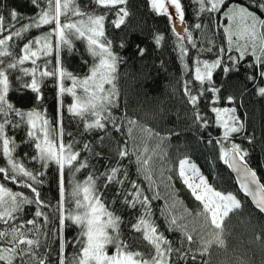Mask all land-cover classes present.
I'll return each instance as SVG.
<instances>
[{
	"label": "snow or ice",
	"instance_id": "6c2138e0",
	"mask_svg": "<svg viewBox=\"0 0 264 264\" xmlns=\"http://www.w3.org/2000/svg\"><path fill=\"white\" fill-rule=\"evenodd\" d=\"M147 2L155 15L171 23L174 49L179 52L185 75L192 71L181 82L186 131L191 133L194 128L201 135L193 139L203 140L204 131L212 125L209 112L214 114L215 125L223 129L222 137L215 141L209 138L206 143L219 145L218 159L237 173L244 196L250 197L254 208L264 215V183L247 162L248 149L233 140L243 135L249 144L255 143V130H248L246 114L240 109L245 107L247 94L264 99V0H188L195 8L196 22L182 30L176 27L177 22L186 25L182 0ZM30 4L36 11L25 17L15 7L5 14L6 5L0 0V174L4 182L22 189L16 191L0 182V264H212L213 247L227 250L228 221L240 214L243 201L208 182L188 154V144L183 152L176 148L178 166L168 167L171 140H179L184 130H156L127 114L118 80L120 65L131 68L130 58L116 50L114 39L107 34L106 21L109 14L114 16L111 27L123 32L118 48H131V63L141 66L142 79L131 76L141 88L151 81L149 70L153 65L147 63V43L158 49L166 35L153 31L146 36L138 30L130 19L129 0H89L83 6L79 0H30ZM25 19L28 22L21 24ZM45 26L47 30L28 38L32 29ZM193 30L202 34L199 46ZM216 31H222L220 44L213 38ZM24 40L27 42L22 47L17 45L16 41ZM75 41L84 43L91 58V63L84 60L88 71L83 76L64 67L62 53L71 55ZM192 49L197 54L190 69ZM53 52L54 67H49L48 59L38 64ZM204 53L213 58L202 59ZM26 62L31 67H25ZM159 70H164L163 61ZM45 78L56 81L59 104L55 125L41 109L25 111L9 99L10 92L23 94L30 90L35 101H42ZM65 96L71 97L70 104H64ZM205 101L211 105L207 111ZM220 104L227 106H217ZM65 112L82 127L77 133L81 140L65 133ZM20 129H24L25 138L18 144L14 136ZM113 132L122 142L112 136ZM93 133L98 135L83 139ZM65 135L70 137L68 141ZM113 141L116 147L110 151L115 163L105 166L104 171L87 172L83 180L76 179L77 173L94 167L91 160L104 158L96 147L103 148ZM22 145L32 147L33 154L18 155ZM125 161L135 164L142 181L130 178ZM53 164L59 195L55 205L44 193V178ZM170 172L201 206L195 213L167 191L174 187ZM68 174L71 181L66 179ZM109 186H115L116 199L106 203L104 189ZM161 186L167 195L159 214L164 217L166 231L178 234L172 239L153 218V201L162 198ZM111 204L133 210L134 219L126 222ZM247 224L256 232L257 241L264 240V223L255 220ZM122 225L128 229V239L124 238ZM73 226L76 231L67 236ZM134 243L143 244L147 250L134 249ZM109 247L114 249L112 254ZM237 264L244 262L237 258Z\"/></svg>",
	"mask_w": 264,
	"mask_h": 264
},
{
	"label": "trees",
	"instance_id": "16d2710c",
	"mask_svg": "<svg viewBox=\"0 0 264 264\" xmlns=\"http://www.w3.org/2000/svg\"><path fill=\"white\" fill-rule=\"evenodd\" d=\"M80 4L83 6L89 3V0H79ZM186 8V25L189 26L196 22L195 8L189 5L188 0H182ZM243 2V0H241ZM6 5L4 9L5 14L8 10L15 7L16 10L24 15L25 17L31 16L35 13L36 9L30 4V0H3ZM129 9L132 13L131 22L137 27L138 30H143L146 36L150 35L153 31L163 33L166 35V40L162 43V46L158 49L154 48L151 43H147L149 49V56L147 58V63L153 65L150 68L151 81L144 84L141 88L138 83L131 79L132 75H137V79H142L139 76V72L142 71L141 66L136 63H131V58L134 56L132 49L129 48L127 51L120 50L118 48L119 37L123 35L121 30H115L111 27L110 20L114 18L109 14V20L106 21V29L109 38L114 39L116 50L120 52L121 55L129 57V63L131 68H126L124 65H120V79L118 80V87L121 92V102L127 104L126 112L127 114L135 119H138L141 123L146 126L155 128L156 130L167 131L169 128H176L177 130H184L185 134L182 135L179 140L173 138L171 140V146L168 148L171 159L168 163V167L175 169L178 166V160L176 148L179 147L180 151L183 152L184 145H190L188 149V154L190 155L192 161L198 166L202 174L208 179V182L213 185L217 190L224 192L225 194L231 192L237 195L239 199L243 201V208L239 215L231 216L228 221L229 234L226 236L227 250H221L213 247L212 249V264H237V258L242 260L244 264H264V240H256V232L248 226V221L259 220L264 223V215L258 213L249 199H247L242 192L230 172L227 165L223 163L222 160L218 159L219 155V145L208 144L206 141L211 138L213 141L220 139L222 137L223 129L215 125L214 114L209 112V116L212 117V125L207 128L203 133V140H194L193 137L201 135L197 133L193 128L191 133H188L185 129V125L188 123L184 118V113L186 111L185 105L182 103V89L181 82L188 79L192 75V71L188 70V74L185 75L186 70L184 69L183 63L180 61L178 50L174 49L175 36L171 32V23L164 16L155 15L151 10L147 0H129ZM27 19L21 21V24L27 23ZM17 28L20 24L16 25ZM48 26L44 29L36 30L32 29L28 34V38L32 36L39 35L42 31L47 30ZM177 27V25H176ZM178 28V27H177ZM194 38L197 40L198 46L200 44L201 33L193 30ZM214 41L217 44L222 43V31H216L214 34ZM27 42L16 41L17 45L22 47V44ZM206 44V41H205ZM14 52H18V48L12 49ZM192 59L188 60L190 69L197 54L196 49L191 50ZM64 67L73 72L78 76H83L88 71V64L84 63V60H88L91 63V58L87 55L85 51V45L81 41H75V51L69 55L67 51L62 53ZM202 59H211L212 54L204 53L201 56ZM51 60L49 67L55 66V52H53L51 57L41 58L38 60V64H43L44 60ZM251 59V58H249ZM163 61L164 70H159L160 62ZM25 67H31L30 62H26ZM128 73V75H125ZM217 80L219 77H216ZM29 79L30 77H26ZM70 84V81H66ZM56 81L52 78H45L42 86V96L43 100L40 102L35 101V94L31 93L30 90H25L23 94L17 92H10L9 99L17 107L22 110H30L33 107H37L43 111L46 117L51 121L53 125L57 121V110H58V95L57 88L55 87ZM64 104L71 103V97L65 96ZM205 110L210 108V104H207ZM245 107L240 109L241 114H246L245 119L247 121L248 130L251 132L255 130V143L249 144L243 135L234 136L233 140L236 143H240L242 147L248 149L249 155L247 156L248 164L257 172V175L262 183H264V99L247 94L244 99ZM217 106H227L220 104ZM121 111H125L122 109ZM15 131V130H14ZM64 131L65 133H72L76 136L77 140H81L82 137L77 135L78 131H82L75 120L69 118L68 114L65 112L64 116ZM98 135L93 133L91 137L85 136L83 139H92ZM112 136L116 140L122 142V138L117 133H112ZM17 143L25 138L24 129L15 131V136ZM65 141H68L70 137L65 135ZM95 143V141L93 140ZM116 147L115 141L109 143L107 146L101 148L96 147L97 151L103 152V159L91 160L93 168H89L84 172L77 173L76 179L83 180L86 178L87 172L91 171H104L105 166L115 163V156L112 154L110 149ZM33 148L27 145H22L18 148V155L23 156L24 152H28L29 155L33 154ZM84 155V154H82ZM128 168L129 176L131 179H137L142 181V177H138L136 173V166L134 163L124 162ZM0 164H3V160H0ZM29 166L32 162L28 161ZM35 167L39 168V164ZM47 175L44 178L46 184L44 186V193L48 201H51L53 205L59 199L58 186H57V169L53 164L47 170ZM174 176L173 188H169L167 191L173 192L180 201L183 203V207H186L193 213L199 210L201 207L197 201L190 195L188 189L181 183L178 178H175L174 172L168 173ZM67 181L72 180L71 174L66 177ZM0 182L2 180V174H0ZM7 186L13 190L20 191L17 185H13L10 182ZM143 187L147 190V183H143ZM70 188V184H69ZM160 194L161 199L153 201V208L156 211V219L160 230L165 232L170 239L175 238L178 234L169 233L166 231V223L164 217L160 216V209L165 206V197L167 192L161 186ZM27 192V190H24ZM151 195V193H148ZM103 199L106 203H111L116 199L115 186H109L104 189ZM112 209L117 211L118 215L128 222L132 221L134 218L131 215L133 210L127 209L125 205L111 204ZM179 207V206H178ZM255 218V220H254ZM124 231V238H129L128 229L124 225L121 226ZM76 231L73 226L71 231L66 233L67 236H72ZM56 244L52 247L56 248ZM134 249L141 251H146L147 249L141 243H134ZM109 254L114 251L113 248L109 247Z\"/></svg>",
	"mask_w": 264,
	"mask_h": 264
},
{
	"label": "water",
	"instance_id": "95a60500",
	"mask_svg": "<svg viewBox=\"0 0 264 264\" xmlns=\"http://www.w3.org/2000/svg\"><path fill=\"white\" fill-rule=\"evenodd\" d=\"M250 166V165H249ZM251 167V166H250ZM252 168V167H251ZM230 169V172L232 173V175H233V177H234V179H235V181H236V183H237V185H238V187H239V178H238V175H237V173L233 170V169H231V168H229ZM253 169V168H252ZM254 170V169H253ZM258 176V175H257ZM258 179H259V177H258ZM260 180V179H259ZM261 182V181H260ZM262 183V182H261ZM239 190L242 192V190L239 188ZM242 194L244 195V193L242 192ZM247 199H249V201L251 202V204L253 205V203H252V201H251V198L250 197H248ZM253 207H254V205H253Z\"/></svg>",
	"mask_w": 264,
	"mask_h": 264
},
{
	"label": "rangeland",
	"instance_id": "374dc122",
	"mask_svg": "<svg viewBox=\"0 0 264 264\" xmlns=\"http://www.w3.org/2000/svg\"><path fill=\"white\" fill-rule=\"evenodd\" d=\"M170 11H171V9H170ZM176 25H177V27H178L179 30H182V29H183V25H180L178 22H177ZM197 167H198V166H197ZM200 172H201V171H200ZM201 173H202V172H201Z\"/></svg>",
	"mask_w": 264,
	"mask_h": 264
}]
</instances>
